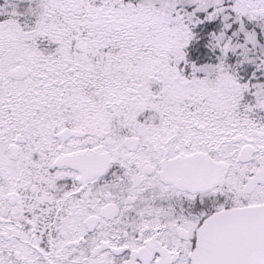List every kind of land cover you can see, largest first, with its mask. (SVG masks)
<instances>
[{
	"label": "snow or ice",
	"instance_id": "obj_1",
	"mask_svg": "<svg viewBox=\"0 0 264 264\" xmlns=\"http://www.w3.org/2000/svg\"><path fill=\"white\" fill-rule=\"evenodd\" d=\"M0 264H264V0H0Z\"/></svg>",
	"mask_w": 264,
	"mask_h": 264
}]
</instances>
